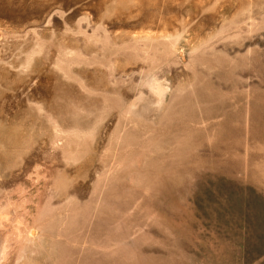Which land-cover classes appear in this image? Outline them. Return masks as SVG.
I'll return each mask as SVG.
<instances>
[{"label": "rangeland", "instance_id": "1", "mask_svg": "<svg viewBox=\"0 0 264 264\" xmlns=\"http://www.w3.org/2000/svg\"><path fill=\"white\" fill-rule=\"evenodd\" d=\"M0 264H264V0H0Z\"/></svg>", "mask_w": 264, "mask_h": 264}]
</instances>
